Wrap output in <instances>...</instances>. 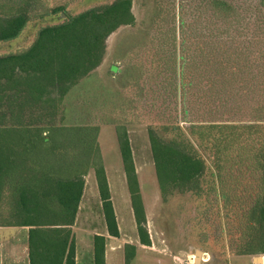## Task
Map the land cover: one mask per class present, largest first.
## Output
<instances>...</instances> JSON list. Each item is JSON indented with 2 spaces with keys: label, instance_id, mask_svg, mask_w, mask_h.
I'll list each match as a JSON object with an SVG mask.
<instances>
[{
  "label": "trees",
  "instance_id": "obj_1",
  "mask_svg": "<svg viewBox=\"0 0 264 264\" xmlns=\"http://www.w3.org/2000/svg\"><path fill=\"white\" fill-rule=\"evenodd\" d=\"M9 1L14 9L0 14V43L16 39L31 20L64 10L49 0ZM214 4L230 7L222 0ZM130 8L131 0H112L76 13L65 11L61 21L41 25L25 49L0 54V208L7 198L13 219L0 226L28 227L29 264H75L72 225L83 178L67 176L64 169L71 162L63 153L83 154V174L94 168L108 233L119 234L96 144L98 123L108 120L67 126L57 107L68 89L100 64L106 37L133 22ZM230 29L217 25L211 40L209 29L203 33L194 58L183 45L177 53L174 33L169 37L173 49L150 77L166 97L180 98L188 126L150 125L148 137L161 191L194 190L199 195L200 179L208 174V208L228 224L234 221L232 228L241 230L244 240L249 238L237 249L239 254L256 255L264 253V119L229 124L227 114L232 93L237 110L250 97L253 112H264V48L254 32ZM194 115L200 120L190 119ZM118 142L139 239L149 244L126 132L118 134ZM231 160L238 163L229 165ZM104 245V236L95 235L94 264H104Z\"/></svg>",
  "mask_w": 264,
  "mask_h": 264
},
{
  "label": "rangeland",
  "instance_id": "obj_2",
  "mask_svg": "<svg viewBox=\"0 0 264 264\" xmlns=\"http://www.w3.org/2000/svg\"><path fill=\"white\" fill-rule=\"evenodd\" d=\"M49 1L53 6H64V10L31 20L16 39L0 43V54L25 49L41 25L61 21L65 11L76 13L112 0ZM222 1L230 7L223 9L220 5L218 8L215 0H131L133 22L120 25L106 37L100 64L73 84L63 100L58 101L61 122L67 124L80 113L77 120L81 122L90 119L100 122L104 118L117 123L118 134L126 132V128H146L148 132L150 125L170 123H178L186 129L188 122L180 113V98L166 97L164 89L158 87L154 77H150L158 61L162 62L173 49L169 37L174 33L176 52L180 53L183 45L189 58H194L195 45L208 29L207 40L213 39L212 33L217 25L228 32H231L230 27L254 32L259 47L264 48L263 0ZM13 5L12 1L0 0V14L11 12ZM113 63L119 67H112L114 73L109 68ZM140 89L143 94H138ZM233 97V93L230 94L229 124L264 119V112H253L252 98L247 97L244 107L237 110ZM89 112L90 115L87 114ZM190 119L196 122L200 117L194 115ZM205 120L216 118L207 117ZM202 152L206 160L211 161L209 152ZM234 157L230 155V159ZM227 163L238 162L231 160ZM207 175L200 179L203 193L199 195L194 190L184 193L173 190L166 195L159 187L153 166L151 180L144 181V188H148L150 193L151 187L155 188L148 202L152 240L150 247L143 248L141 256L132 264H253L249 255H241L237 250L244 247L249 238L244 240L241 230L232 228L236 225L234 221L228 224V219H220L210 206L208 208L207 200L211 196L206 199ZM9 203L7 198L1 202V223L13 221L9 217ZM196 251H200L199 255ZM254 256L259 257L260 254ZM260 260L255 258L254 262Z\"/></svg>",
  "mask_w": 264,
  "mask_h": 264
},
{
  "label": "crops",
  "instance_id": "obj_3",
  "mask_svg": "<svg viewBox=\"0 0 264 264\" xmlns=\"http://www.w3.org/2000/svg\"><path fill=\"white\" fill-rule=\"evenodd\" d=\"M114 66L119 68L114 63L110 64L109 68L112 73H114L112 71ZM79 116L80 113L77 114L75 120L65 125L71 126L84 122L77 120ZM98 125L96 144L119 234L112 236L108 233L94 168H88L83 174V154L78 151L63 153L62 156H66L65 158L71 162L64 169L66 170L65 173L68 174L67 176L72 179L75 177L83 178V188L72 225L75 264H94L93 239L95 235H102L105 238L104 264H132L135 258L141 256L143 248L150 247V244H142L139 239L131 193L118 142V124L108 120L98 123ZM126 135L144 209L148 238L152 240L148 202L149 195L155 188L151 187V193L148 188H144V181L147 182L152 178L154 166L148 132L146 128L137 130L126 128ZM73 161L77 162L73 163ZM27 237V226L0 227V264H29ZM126 245L134 247V251L131 247L127 250V258L125 257ZM249 257L253 264H264V253L260 254L259 257L254 255H249ZM255 258H260V262H254ZM244 264L249 263L245 262Z\"/></svg>",
  "mask_w": 264,
  "mask_h": 264
},
{
  "label": "water",
  "instance_id": "obj_4",
  "mask_svg": "<svg viewBox=\"0 0 264 264\" xmlns=\"http://www.w3.org/2000/svg\"><path fill=\"white\" fill-rule=\"evenodd\" d=\"M60 16H62V15H60ZM196 253H197V255H199L200 251H196Z\"/></svg>",
  "mask_w": 264,
  "mask_h": 264
}]
</instances>
